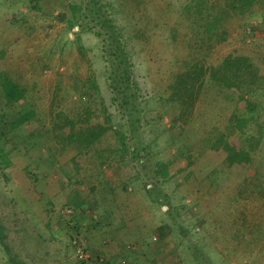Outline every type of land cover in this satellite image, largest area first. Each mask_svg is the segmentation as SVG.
I'll use <instances>...</instances> for the list:
<instances>
[{
  "label": "rangeland",
  "instance_id": "rangeland-1",
  "mask_svg": "<svg viewBox=\"0 0 264 264\" xmlns=\"http://www.w3.org/2000/svg\"><path fill=\"white\" fill-rule=\"evenodd\" d=\"M68 2L82 5L72 26L76 16L65 3L42 0L35 9L34 0H0V72L27 89V99L10 104L0 86V144L12 161L0 168V231L12 253L28 264H264L263 86L252 84V96L242 89L258 105L245 126L256 143L251 165L239 171L211 147L221 132L240 133L231 119L241 103L213 73L234 55L264 74V7L251 19L231 18L219 40L203 32L206 11L197 0ZM110 19L122 66L106 40ZM202 66L205 84L191 103L173 98L179 75ZM83 84H92V95ZM31 105L36 118L11 129ZM103 107L139 155L121 162L119 149L111 157L117 145L107 135L104 160L71 183L62 168L75 148H63L54 123L68 117L78 129L88 116L95 124ZM97 202L111 214L95 210ZM75 239L88 260L75 258ZM11 259L0 241V264Z\"/></svg>",
  "mask_w": 264,
  "mask_h": 264
},
{
  "label": "trees",
  "instance_id": "trees-1",
  "mask_svg": "<svg viewBox=\"0 0 264 264\" xmlns=\"http://www.w3.org/2000/svg\"><path fill=\"white\" fill-rule=\"evenodd\" d=\"M41 1L42 0H34L35 9L40 8ZM56 1L62 3V5H64L65 3L66 6H69L73 13V16H76V13H78L82 8V5L78 3L68 2V0H62V2L61 0ZM196 6L199 7L198 9L200 14L203 10L206 11L205 16H201L204 20L202 23L204 28L203 32L208 38L213 39L214 36H216L219 40H221L225 39L228 35V30L225 28V25L231 18H233L234 16H243L246 19H251L261 10V8L264 7V3L263 0H223V2L214 1L213 3H210V0H197ZM97 8H99V13L106 10V6L104 5V3H99ZM99 13H97V11H92V16L94 15L93 18L95 19L97 16L99 18ZM80 20H82V18L80 16H76L74 21L70 22V25H74L73 22L77 24L76 22H79ZM107 21L110 25H106L109 29V31L107 32L108 38H106V40L108 41L110 46H112L113 53L117 54V57L119 58L120 63L118 66H122L124 59L118 55L121 48V38L120 35H116L115 31L113 30L111 19L110 21ZM101 24H104V22L101 21ZM104 45L107 49L105 43ZM212 68L214 71V67ZM123 70L125 76L124 78L128 77L127 71L125 69ZM205 73L206 70L202 66L200 67V69L196 70L193 73L189 72L180 74L177 85L172 87L173 89L171 96L175 99H178L179 101L184 102L185 104L188 103L185 101V96H190L189 99L191 103L195 91H200L199 89L202 88L205 84V81H203L204 79H202L201 81V78ZM213 75L216 79L218 78V80H220L224 85L239 92L241 103L236 106L237 109L231 119L234 124L233 126L236 127V129L240 130V135H227L221 132L219 136H217L215 142H213L211 147L217 150L221 148V154H223L224 160L231 166L235 165L239 171H243L251 165V162L254 158L253 156L256 154V143L253 144L251 135L249 134V131H246L245 126L249 122L255 121V111L258 108V105L253 101L245 98L242 93V89L247 88V92H249L251 96L254 95L255 88H251L253 87L252 84L261 85L264 87V74H262L260 68L250 63L247 57H237L234 55H229L224 59L223 63L218 68H215ZM112 85L113 88L114 82H112ZM0 86L7 102H9L10 104L20 103L27 99V89L23 85H20L19 83L12 80L4 72H0ZM90 87H92V84H83L82 90L85 91L86 94L88 92L89 94L87 95H92ZM95 89L97 90L98 88ZM124 93L127 94V90H125ZM126 96L127 95H125L123 98L124 100L120 102V106L123 107V109L126 108L129 104V100ZM113 99L114 101H116L117 97L114 96ZM107 110V108L103 107L100 113L103 116V121L92 124L88 121L89 117L87 116L86 118H84L85 121L83 120L84 122H86V124L79 127L78 129H75V122L71 119H67L68 117L64 122H53V130L57 131V129H61L62 131L61 133H57L58 131H55V135L56 138L59 139V141L60 139L63 140V148H67L68 146L75 148V154L72 155L70 159V162L72 164L68 163L62 168L65 176L71 183H82L83 180L80 177L86 174L87 165L91 166L90 163H97V160H100L101 158L102 160H104L105 157L103 155L104 153L103 149L101 148V143L105 137H112L111 140H114L115 144L117 145V150H114L111 153V157L115 155V153H117L119 149H123V152L125 153V155L124 153H122L121 155V162L127 157H130L131 159L136 156L135 154L139 155L137 147H131L128 145V137L126 133L122 131V129L118 130L120 126L114 125L112 115L108 113ZM36 116L37 113L35 111V108L31 105L25 112L21 113L14 121L10 123V128L17 129L21 125L28 124L30 121H33ZM177 121H180V119ZM179 124L184 126L185 123L184 121H180ZM234 133L235 132H233V134ZM127 148L129 149L128 151ZM95 156H97V158H95ZM11 162L12 161L10 156L0 144V168H8L11 165ZM100 165H103V163H100ZM159 174L164 179L172 176L171 171L167 165H163L160 168ZM126 186L127 185L124 184V187ZM93 188L94 187H92V189ZM93 208L95 210H98L99 208L102 213H109V215L111 214L112 210V208L110 209L104 204V202H101V204L97 202ZM102 213H100V220H102ZM0 241L5 250L10 254L12 258L11 260H13L15 264H28L24 260H21L18 255L12 253V247H10V245L8 244V236L1 231Z\"/></svg>",
  "mask_w": 264,
  "mask_h": 264
},
{
  "label": "built area",
  "instance_id": "built-area-1",
  "mask_svg": "<svg viewBox=\"0 0 264 264\" xmlns=\"http://www.w3.org/2000/svg\"><path fill=\"white\" fill-rule=\"evenodd\" d=\"M72 245L74 247V255L76 259H78L81 262L89 259V254L85 246L82 243H80L79 240L75 239Z\"/></svg>",
  "mask_w": 264,
  "mask_h": 264
}]
</instances>
